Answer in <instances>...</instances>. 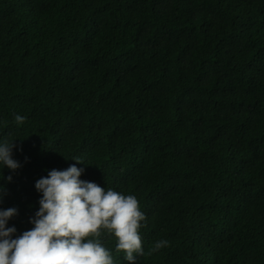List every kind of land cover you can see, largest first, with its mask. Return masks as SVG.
I'll return each mask as SVG.
<instances>
[{
	"label": "trees",
	"instance_id": "obj_1",
	"mask_svg": "<svg viewBox=\"0 0 264 264\" xmlns=\"http://www.w3.org/2000/svg\"><path fill=\"white\" fill-rule=\"evenodd\" d=\"M5 139L13 238L35 182L76 164L137 197L136 264H264V0H0Z\"/></svg>",
	"mask_w": 264,
	"mask_h": 264
},
{
	"label": "clouds",
	"instance_id": "obj_2",
	"mask_svg": "<svg viewBox=\"0 0 264 264\" xmlns=\"http://www.w3.org/2000/svg\"><path fill=\"white\" fill-rule=\"evenodd\" d=\"M25 119L17 114L15 123L21 125ZM14 140L0 142V164L13 171L21 166L12 158ZM83 171L72 164L38 179L35 188L42 195L31 218L34 227L16 238V228L7 222L17 215V209H0V264H115L112 251L102 243L104 235L113 236L115 251L122 252L129 264H136L137 256L144 255L139 230L146 220L137 197L82 180ZM168 243L157 241L150 253Z\"/></svg>",
	"mask_w": 264,
	"mask_h": 264
}]
</instances>
